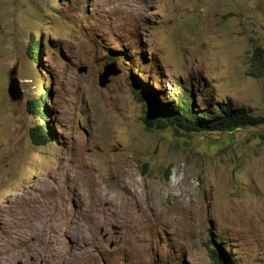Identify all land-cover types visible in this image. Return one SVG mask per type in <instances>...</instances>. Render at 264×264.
Instances as JSON below:
<instances>
[{"label": "rangeland", "instance_id": "1", "mask_svg": "<svg viewBox=\"0 0 264 264\" xmlns=\"http://www.w3.org/2000/svg\"><path fill=\"white\" fill-rule=\"evenodd\" d=\"M136 81L160 103L187 90L263 120L148 128ZM43 90L51 134L36 144ZM216 238L233 263L264 264V0H0V263L211 264Z\"/></svg>", "mask_w": 264, "mask_h": 264}, {"label": "trees", "instance_id": "2", "mask_svg": "<svg viewBox=\"0 0 264 264\" xmlns=\"http://www.w3.org/2000/svg\"><path fill=\"white\" fill-rule=\"evenodd\" d=\"M41 52V38L36 36L34 39L32 36L29 53L34 62L40 60ZM48 78L51 83V76ZM136 85L140 86L150 99L147 105L149 110H146L144 117V123L148 128L158 129L170 126L188 133L204 131H226L229 133L243 127L254 126L263 120V117L254 116L243 108L231 106L230 103L220 104L213 110L209 109V105L205 109H200L195 106L193 98L187 90L181 93L176 102L160 103L157 95L146 82L136 81ZM48 95H50V90H43L41 97H35L28 101L30 113L41 119L30 130L31 139L36 144L50 140L51 131L47 119L49 109L45 105ZM150 104H154V107H151ZM216 240L220 245H215V248L211 249V264H235L227 252V247L219 238Z\"/></svg>", "mask_w": 264, "mask_h": 264}, {"label": "water", "instance_id": "3", "mask_svg": "<svg viewBox=\"0 0 264 264\" xmlns=\"http://www.w3.org/2000/svg\"><path fill=\"white\" fill-rule=\"evenodd\" d=\"M85 70L84 67H79V71ZM16 68L12 67L9 71V80L7 86V92L12 100L19 99L21 96V89L19 87V81L15 76ZM118 73V70L111 64H107L103 68V72L99 75V84L104 86L108 80L110 75H115Z\"/></svg>", "mask_w": 264, "mask_h": 264}, {"label": "bare ground", "instance_id": "4", "mask_svg": "<svg viewBox=\"0 0 264 264\" xmlns=\"http://www.w3.org/2000/svg\"><path fill=\"white\" fill-rule=\"evenodd\" d=\"M46 186V184L43 186V188ZM43 221H44V219H43ZM60 222V221H59ZM43 225V224H42ZM52 225V224H51ZM55 225H58V224H55ZM53 226V225H52ZM73 227V226H72ZM31 228V227H30ZM35 228V227H34ZM33 228V229H34ZM51 228V227H50ZM54 228V227H53ZM59 228H60V226H59ZM32 229V228H31ZM39 229H41V228H39ZM52 229V228H51ZM57 229V228H56ZM36 230V229H35ZM53 230V229H52ZM69 230V229H68ZM70 232V231H69ZM36 233V232H35ZM50 233V232H49ZM60 233V232H59ZM54 234V233H53ZM35 235V234H34ZM55 235V234H54ZM57 235H58V233H57ZM28 236V235H27ZM32 236V235H31ZM25 237V236H24ZM49 237V236H48ZM21 238V237H20ZM53 238V237H52ZM60 238V237H59ZM47 239H44L43 240V243L46 241ZM55 240H59L58 238H57V236L55 235L54 236V239L52 240V243H51V247H50V252L54 249V246H55ZM51 241V240H50ZM41 249V248H40ZM28 252L29 253H31V254H36V255H40V254H44V253H40L39 252V249L37 248V247H33V248H28ZM20 253H17V256L19 255ZM26 255V254H25ZM46 256L47 255H44V257L46 258ZM40 257V256H39ZM20 258H23V255L20 257ZM6 260V259H5ZM4 261V260H3ZM2 262V261H1ZM6 262V261H5ZM8 262V261H7ZM1 264V263H0ZM7 264V263H6ZM9 264V263H8Z\"/></svg>", "mask_w": 264, "mask_h": 264}]
</instances>
